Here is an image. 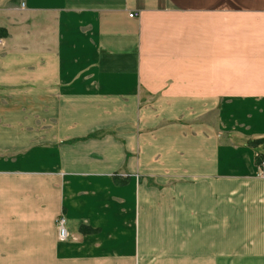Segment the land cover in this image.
<instances>
[{"label": "crops", "instance_id": "crops-1", "mask_svg": "<svg viewBox=\"0 0 264 264\" xmlns=\"http://www.w3.org/2000/svg\"><path fill=\"white\" fill-rule=\"evenodd\" d=\"M254 141L264 0H0V264H264Z\"/></svg>", "mask_w": 264, "mask_h": 264}, {"label": "built area", "instance_id": "built-area-1", "mask_svg": "<svg viewBox=\"0 0 264 264\" xmlns=\"http://www.w3.org/2000/svg\"><path fill=\"white\" fill-rule=\"evenodd\" d=\"M129 17H133V15H129ZM257 157L260 158L259 168L260 169L264 168V156L260 157V155L258 154ZM63 224H64V219L61 218L58 221L59 239L60 240H63L66 237V232H65Z\"/></svg>", "mask_w": 264, "mask_h": 264}, {"label": "trees", "instance_id": "trees-1", "mask_svg": "<svg viewBox=\"0 0 264 264\" xmlns=\"http://www.w3.org/2000/svg\"><path fill=\"white\" fill-rule=\"evenodd\" d=\"M253 146H257V145H261V144H264V141H254L251 143ZM264 156V155H262ZM262 171L264 172V168H262Z\"/></svg>", "mask_w": 264, "mask_h": 264}]
</instances>
